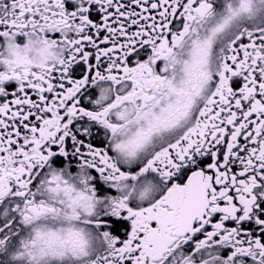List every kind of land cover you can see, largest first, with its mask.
Wrapping results in <instances>:
<instances>
[{
  "label": "snow or ice",
  "instance_id": "6c2138e0",
  "mask_svg": "<svg viewBox=\"0 0 264 264\" xmlns=\"http://www.w3.org/2000/svg\"><path fill=\"white\" fill-rule=\"evenodd\" d=\"M0 264H264V0H0Z\"/></svg>",
  "mask_w": 264,
  "mask_h": 264
}]
</instances>
